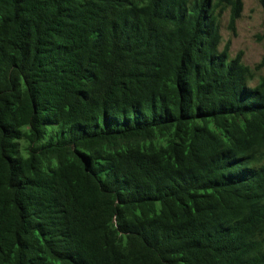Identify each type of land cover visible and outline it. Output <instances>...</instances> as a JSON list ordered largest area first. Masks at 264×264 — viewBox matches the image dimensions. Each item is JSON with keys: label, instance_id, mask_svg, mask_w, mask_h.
<instances>
[{"label": "trees", "instance_id": "1", "mask_svg": "<svg viewBox=\"0 0 264 264\" xmlns=\"http://www.w3.org/2000/svg\"><path fill=\"white\" fill-rule=\"evenodd\" d=\"M243 8L0 0V264H264Z\"/></svg>", "mask_w": 264, "mask_h": 264}, {"label": "rangeland", "instance_id": "2", "mask_svg": "<svg viewBox=\"0 0 264 264\" xmlns=\"http://www.w3.org/2000/svg\"><path fill=\"white\" fill-rule=\"evenodd\" d=\"M244 8L241 17L236 22V30L229 28L230 11L224 12L221 18L222 43L221 49L230 41V54L235 57L243 55L244 63L255 69L264 61V0H243ZM264 74V65L256 70L252 84L259 81Z\"/></svg>", "mask_w": 264, "mask_h": 264}]
</instances>
